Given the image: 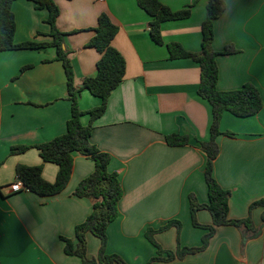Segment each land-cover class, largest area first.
<instances>
[{
  "label": "crops",
  "instance_id": "crops-1",
  "mask_svg": "<svg viewBox=\"0 0 264 264\" xmlns=\"http://www.w3.org/2000/svg\"><path fill=\"white\" fill-rule=\"evenodd\" d=\"M224 13L214 23L213 49L217 58L219 91H234L254 84L264 100V0H222ZM59 7L57 28L64 33L76 88L97 74L99 53L86 44L95 35L98 17L106 13L117 26L112 46L126 62L123 82L112 92L105 113L93 122L91 142L111 157L108 169L117 173L123 196L119 215L107 230L108 254L127 264H147L155 247L146 239L148 228L158 229L170 220L181 222L155 236L164 250L198 247L206 230L195 228L190 196L208 203L205 182L206 154L197 141L210 139L212 108L197 94L200 67L191 59L171 60L167 44L178 43L186 51L201 50V25L207 0H161L172 11L193 5L190 18L162 25L164 45L149 34L150 16L136 0H55ZM16 20L15 42L48 43V12L27 0L12 5ZM27 67H30L27 69ZM100 100L82 91L78 105L88 112ZM71 102L63 66L55 48L0 52V264H83L64 252L61 237L76 243L75 227L91 214L94 201L74 196L80 181L94 171V162L74 154L67 187L58 195L40 197L21 190L10 191L17 165L43 166V178L53 183L58 167L44 163L38 150L11 154L17 146H36L66 132ZM90 116L82 118L89 124ZM217 142L220 153L214 176L231 193L229 218L246 219L249 208L264 200V106L255 116L239 118L224 113ZM188 136L190 143L172 147L166 137ZM263 208L251 218L261 229L257 238L242 235L234 226H221L206 250L183 260L152 264H264ZM201 225H211L206 210L196 215ZM257 231V232H258ZM244 237L248 239L244 242ZM101 242L88 233L87 256L96 258Z\"/></svg>",
  "mask_w": 264,
  "mask_h": 264
},
{
  "label": "trees",
  "instance_id": "trees-1",
  "mask_svg": "<svg viewBox=\"0 0 264 264\" xmlns=\"http://www.w3.org/2000/svg\"><path fill=\"white\" fill-rule=\"evenodd\" d=\"M17 0H0V52L55 48L57 60L61 62L66 78L68 99L71 102V117L66 124V132L45 143L36 146H17L11 148V154H24L35 148L38 150L44 163L54 164L58 167L56 180L51 183L43 178V166L17 165L15 169L16 181H20L23 190L34 193L40 197H52L60 194L69 184L73 167L74 154L78 153L94 162L95 168L91 175L80 181L74 191V196L87 198L94 201L91 214L84 222L75 227L76 243L71 239L61 237L64 242V252L68 256L80 258L83 264H127L117 254H108L107 230L119 215V202L123 196L122 186L117 173L109 171L111 162L109 154L101 152L92 142L93 122L100 118L106 111L107 103L112 92L123 82L126 72V62L120 52L112 46V42L118 33L115 26L106 13L98 17L97 26L93 29L95 35L86 44V48L96 50L100 58L97 62V74L94 77L84 78L82 87L76 88L74 69L69 53L64 49V33L57 28L59 7L55 0H27L32 2L38 10L48 12L47 23L50 26L48 43L28 41L17 44L14 40L16 32V20L12 11V5ZM138 6L146 12L151 22L149 34L154 43L164 45L162 38V25L166 22L186 20L190 18L193 5H189L180 11H172L161 0H136ZM225 5L222 0H207L206 18L201 25V50L199 52L186 51L178 43L167 44L170 59H191L200 67V83L197 94L206 100L212 108V124L210 127V139L207 142L197 141L201 150L206 154L205 182L208 190V203L201 204L190 196V214L195 228L206 230L202 238V244L198 247H182L178 242L175 251L164 250L156 241L159 233L176 228L181 230V222L170 220L158 229L148 228L145 232L146 239L155 247L156 255L147 263L171 262L183 260L187 255L197 254L209 245L210 240L221 226H234L242 235L253 236L258 228L253 224L251 213L257 207L263 208L262 220L264 222V200L256 201L249 208V216L246 219L232 220L229 218V199L231 193L223 189L214 176V162L217 159L220 148L217 139L221 135L233 137L232 133H222L220 123L224 113L228 112L239 118H248L257 115L264 106V100L259 89L252 83H246L242 88L234 91H219V68L217 58L220 55H230L235 51L230 47L222 53L213 49L214 23L224 13ZM30 67H27V69ZM82 91H88L92 96L100 100V105L88 112L80 110L78 105ZM90 116L87 125L82 123L84 116ZM169 146L178 147L188 145L190 138L172 134L166 137ZM200 210H206L212 217L211 225L198 223L196 215ZM92 234L101 242L98 256L88 258L87 235Z\"/></svg>",
  "mask_w": 264,
  "mask_h": 264
},
{
  "label": "built area",
  "instance_id": "built-area-1",
  "mask_svg": "<svg viewBox=\"0 0 264 264\" xmlns=\"http://www.w3.org/2000/svg\"><path fill=\"white\" fill-rule=\"evenodd\" d=\"M23 189H24L23 185L20 181H15V183L13 185H11V187H10V191L12 193H18Z\"/></svg>",
  "mask_w": 264,
  "mask_h": 264
},
{
  "label": "water",
  "instance_id": "water-1",
  "mask_svg": "<svg viewBox=\"0 0 264 264\" xmlns=\"http://www.w3.org/2000/svg\"><path fill=\"white\" fill-rule=\"evenodd\" d=\"M260 233H261V229H259V231L255 234V235H253V237L252 238H257L259 235H260ZM248 238L247 237H244V242L247 240Z\"/></svg>",
  "mask_w": 264,
  "mask_h": 264
}]
</instances>
